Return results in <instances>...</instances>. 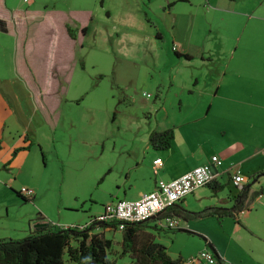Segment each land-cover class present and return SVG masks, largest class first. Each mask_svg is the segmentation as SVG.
Returning a JSON list of instances; mask_svg holds the SVG:
<instances>
[{
	"label": "rangeland",
	"instance_id": "1",
	"mask_svg": "<svg viewBox=\"0 0 264 264\" xmlns=\"http://www.w3.org/2000/svg\"><path fill=\"white\" fill-rule=\"evenodd\" d=\"M150 4L153 15L162 19V10L155 6L158 0ZM139 9L136 0H0V13L10 26L9 33L0 32V91L12 93L27 110L28 105L32 107L30 97L38 107L55 110L53 123L37 129L42 148L38 143L31 148V153L36 148L31 167L9 175L16 180L18 191L21 187L36 190L38 203L15 199L0 183V238L25 237L28 219L38 211H44L46 220L56 228L75 225L68 221L77 216H86L89 222L104 206L97 202L89 210L93 199L107 197L115 187L110 178L97 185L108 165L115 169L120 164L118 150L111 151L113 144L122 149L131 142L142 146L149 132L160 127L187 130L201 140L199 124L209 105L205 91L209 80L205 79L219 74L222 61L230 55L209 61L206 47L211 39L233 47L238 40L242 42L241 31L226 33L219 17L211 20L202 7H190L188 1L178 3L171 15L175 32L166 24L170 17L155 27L151 11ZM13 10H27L32 15L16 17ZM46 10H54L50 17L56 25L48 21ZM15 23L18 40L25 53L28 50L24 65L14 59ZM66 24L77 28L76 40L65 37ZM173 35L176 40L171 41ZM253 36L259 60L264 57V27L259 36ZM173 44L177 48L181 44L191 59L185 60L183 54L177 58ZM243 52H236L234 58ZM250 100L258 102L259 108L251 107L249 112L264 114V83ZM33 122H39V117ZM257 182L249 192L248 207L258 192H264V175ZM72 205L79 212L68 211L75 209ZM110 235L113 244L108 257L114 264H130L129 255L121 251V232ZM167 244L176 257L179 241Z\"/></svg>",
	"mask_w": 264,
	"mask_h": 264
},
{
	"label": "crops",
	"instance_id": "2",
	"mask_svg": "<svg viewBox=\"0 0 264 264\" xmlns=\"http://www.w3.org/2000/svg\"><path fill=\"white\" fill-rule=\"evenodd\" d=\"M152 1L136 0V9L143 8L149 14L151 11L150 15L153 16V26L155 25V27L157 23L166 22L169 17L171 19L178 3L188 1L190 7H202V10H205V13L211 17V20L219 17L223 22L225 32L226 30L235 33L241 31L239 39H242V42L238 40L233 47L229 48L224 40L219 42L210 38L211 43L209 47H206L205 54L207 53V55L205 56L209 61L215 60L221 54L230 55L229 57L225 55L219 74L217 72L216 76H212L211 79H205V82L209 80L208 85L205 83L207 90L204 88L209 96V105L204 111L203 120L199 124L198 131L201 140L197 141L196 137H193L187 130L179 131L172 127H160L155 128V130L160 131L168 128L173 130L174 137L167 149L153 148L148 142V137L146 143L139 147L134 146L133 142L123 149L121 147L115 148L116 146L113 144L111 151L118 150L117 156L120 164L115 169L114 166L108 165L104 176L98 179L97 185L103 184L107 178H110L115 187L110 189L107 197L103 199L95 197L89 206V210H92L97 202L106 204L118 199L137 200L142 195L152 191L158 180L170 181L198 165H211L210 158L215 154L218 155L220 164L210 166L212 173L215 174L212 182L196 188L176 204L177 207L192 212L210 206L229 209L234 205L235 198L243 185L250 184L249 191H252L254 184L258 185L257 178L264 175V114L249 112L251 107L259 108L258 102L250 99L257 96L262 83H264V57L259 60L256 59L259 52L256 50V41L253 36L254 34L259 36L264 27V0H158V4L155 6H159L162 10V19L153 15V7L150 4ZM13 12L16 17L24 13L32 15L27 10H13ZM43 13L49 15L48 21L55 24L53 17H50L54 10H46ZM5 16L0 13V19L5 21L7 29L6 32L2 33H9L10 26ZM16 23L12 25L14 34H16L14 59L17 60L18 64L22 62L24 65L29 58L28 50L25 53V47L18 40L20 34L16 30L18 27ZM166 24L174 32L177 30L173 19L167 21ZM157 32L159 36L160 32ZM64 33L65 37L73 39L67 34L66 27ZM75 34L74 40L77 39L78 32L76 31ZM172 40H176L174 35ZM242 50H244L243 55L234 58L236 52ZM175 52L188 55L191 59V56L183 51L181 44ZM22 75L24 74L22 73ZM30 101L32 107L28 105L27 110L15 100L12 93L0 91V183L18 200L22 197L15 193L18 192L15 187L16 180L10 178L9 175L11 172L15 174L17 171L21 172L23 169L26 171L27 168L31 167L36 155L33 154L36 148L33 153H31V148L36 143L42 148L37 129L44 124L51 125L53 123L52 113L55 112L53 109L38 107L35 104L36 100L32 97H30ZM37 116L39 122L35 123L33 119ZM58 118L56 115V122ZM16 148H20V150L12 155ZM41 158L43 160V156ZM156 158L161 159L159 166H153L152 162ZM237 170L246 179V182L240 187H236L231 182V176ZM30 176L34 178L33 175ZM247 176H251L249 181ZM28 201H32L34 204H36L35 202L38 203L39 195L36 190L32 199ZM263 201L264 192L257 195L253 205L248 209L231 210L232 215L221 217L203 215L188 220L180 219V230L156 231L152 227L154 224V222L151 223L152 220L143 222L141 229L153 235L156 242L163 244L172 258L185 261L199 251L208 249L213 254L215 252L217 258L225 257L226 260L222 261V264H264V206L261 207ZM72 208L75 209L67 210H78L77 205H72ZM101 211L102 207L96 213H92L91 217L96 216ZM86 218V216L83 219L77 216L68 222L75 225H85L88 223L85 221ZM37 219H40L41 222H48L44 211H38L35 217L30 216L28 219V233L33 231L34 221ZM95 231H102L106 237L113 240L112 235H110L111 232H118L119 230L96 227ZM174 241H179L180 245V251L176 257L168 250L169 245L167 244V242L172 243ZM208 244L212 245L213 250Z\"/></svg>",
	"mask_w": 264,
	"mask_h": 264
},
{
	"label": "trees",
	"instance_id": "3",
	"mask_svg": "<svg viewBox=\"0 0 264 264\" xmlns=\"http://www.w3.org/2000/svg\"><path fill=\"white\" fill-rule=\"evenodd\" d=\"M67 34L71 38H76L77 29L66 24ZM0 31L6 32V23L0 19ZM85 27L81 28V34ZM179 57L181 54L174 52ZM184 58L189 59L188 55ZM174 137L172 128L164 130H154L148 135V142L153 148L167 149ZM1 144V142H0ZM20 148L13 150L14 155ZM214 188V187H213ZM250 184L243 185L238 192L234 205L229 208L216 206L205 207L196 212L184 210L177 207V204L169 206L163 210L160 216H176L180 219H193L203 215H232L230 212L248 209L251 200H248ZM262 191L258 192L261 193ZM18 196L19 193L15 192ZM23 201H28L22 198ZM145 222V221H144ZM154 222V220H152ZM143 222L124 223L121 232L120 247L122 253H127L130 257V264H183L179 258H172L166 247L154 240L153 235L142 231ZM119 222L112 220L108 223L87 224L85 227L79 226L56 228L48 222H41L40 219L34 221L33 231L20 239L0 238V264H114L108 257L111 252L113 240L106 237L100 229L110 228L118 230ZM55 227V228H54ZM156 231H169L178 229L163 230L155 224L152 226ZM180 230V229H179ZM190 234L193 232L187 231ZM203 238L202 236H200ZM213 250L211 244H208ZM214 256L217 255L214 252ZM219 264H222L219 262Z\"/></svg>",
	"mask_w": 264,
	"mask_h": 264
},
{
	"label": "built area",
	"instance_id": "4",
	"mask_svg": "<svg viewBox=\"0 0 264 264\" xmlns=\"http://www.w3.org/2000/svg\"><path fill=\"white\" fill-rule=\"evenodd\" d=\"M172 50H177V47L172 45ZM210 161L211 165L214 166L220 164V159L216 154L211 156ZM152 163L153 166H159L161 159L156 158ZM211 165H198L170 181L158 180L152 191L142 195L137 200L118 199L106 203L102 211L91 217L87 224H101L115 220L119 222L118 230L121 231L124 223L154 220V224L163 230L179 229L180 218L176 216L158 217V215L196 188L210 184L215 177V174L212 173ZM231 182L236 187H240L246 182V179L237 170L231 176ZM18 193L26 200H31L34 196V190L27 187H21ZM87 224L79 226V228L85 227ZM74 226L76 225L64 226L63 228ZM224 260H226L225 257L216 258L210 250L203 249L185 260L183 264L196 262L201 264H219V262L222 263Z\"/></svg>",
	"mask_w": 264,
	"mask_h": 264
},
{
	"label": "water",
	"instance_id": "5",
	"mask_svg": "<svg viewBox=\"0 0 264 264\" xmlns=\"http://www.w3.org/2000/svg\"><path fill=\"white\" fill-rule=\"evenodd\" d=\"M147 221V220H146ZM98 225V224H97Z\"/></svg>",
	"mask_w": 264,
	"mask_h": 264
},
{
	"label": "flooded vegetation",
	"instance_id": "6",
	"mask_svg": "<svg viewBox=\"0 0 264 264\" xmlns=\"http://www.w3.org/2000/svg\"><path fill=\"white\" fill-rule=\"evenodd\" d=\"M176 51V50H175Z\"/></svg>",
	"mask_w": 264,
	"mask_h": 264
}]
</instances>
